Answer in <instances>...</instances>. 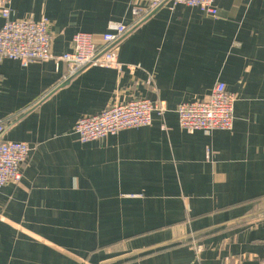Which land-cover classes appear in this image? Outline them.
Listing matches in <instances>:
<instances>
[{"label":"crops","instance_id":"crops-1","mask_svg":"<svg viewBox=\"0 0 264 264\" xmlns=\"http://www.w3.org/2000/svg\"><path fill=\"white\" fill-rule=\"evenodd\" d=\"M131 2L12 0L11 8L16 19L48 18L59 55L77 33L100 39L110 22L132 25ZM217 7L216 17L162 7L131 31L118 54L139 66L134 73L92 67L62 83L53 61L0 59L4 139L32 147L20 182L0 188V264H260L264 0ZM219 81L237 98L233 129L180 128L177 107ZM116 98L159 99L169 111L81 142L79 118Z\"/></svg>","mask_w":264,"mask_h":264},{"label":"built area","instance_id":"built-area-1","mask_svg":"<svg viewBox=\"0 0 264 264\" xmlns=\"http://www.w3.org/2000/svg\"><path fill=\"white\" fill-rule=\"evenodd\" d=\"M11 2L0 0V15L3 18L0 28V59L16 60L23 66L53 61L58 70H63L62 83L69 82L92 67L114 70L119 76L127 69L134 73L139 66L121 62L119 47L131 31L162 7L173 9L177 5H185L199 8L211 16L218 15L217 0H132V25L110 22L100 39H96L92 33H77L72 38L71 50L57 55L53 52L54 38L50 20L46 17L40 20L16 19L12 15ZM148 84L155 88L153 77L149 78ZM236 100V95L228 91L224 82L219 81L205 98L184 102L177 107L179 126L189 132L232 130ZM168 111L167 104L159 99L122 102L116 98L102 112L79 118L75 132L81 142L99 140L125 129L150 126L154 115L164 119ZM5 131L6 127L0 121V188L20 182L21 168L28 162L32 151L28 142L4 139ZM196 247L197 252L202 250L201 246ZM260 264H264V258Z\"/></svg>","mask_w":264,"mask_h":264}]
</instances>
